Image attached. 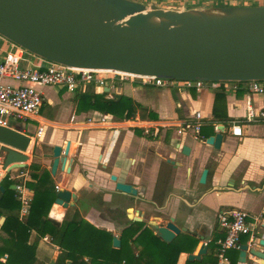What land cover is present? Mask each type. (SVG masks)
Returning <instances> with one entry per match:
<instances>
[{
  "label": "crops",
  "instance_id": "obj_1",
  "mask_svg": "<svg viewBox=\"0 0 264 264\" xmlns=\"http://www.w3.org/2000/svg\"><path fill=\"white\" fill-rule=\"evenodd\" d=\"M183 5L191 6L188 2ZM13 51L12 42L0 36V61ZM20 54H23L22 67L39 65L36 56L26 52ZM5 83L19 85L12 80H5ZM234 87L235 83H223L218 89L206 87L197 91L124 84L117 91L89 87L85 92L76 93L58 86L41 88L44 103L40 112L19 129L32 136L31 146L24 153L29 157L28 167L12 171L3 181L8 178L12 185L23 184L25 194L32 200L34 191L28 183L33 182V172L49 173L55 188L59 186L60 189L65 172L59 166L56 175H52L53 151L55 147L65 149L67 142H71L72 172L67 189L77 194L79 201L76 208L63 214L59 212L63 209L54 204L51 219L63 222L73 209L81 218L102 229L100 212L105 194L104 201L126 221L142 211L146 218L164 225L173 218L177 227L186 228L197 236H191L196 240L195 246L185 247L187 252L180 254L177 264H187L188 256L201 242L206 245L207 253L194 262L212 264L211 261L216 260L215 242L223 236L218 224L222 210L238 208L253 215H264V121H248L249 105L257 113L264 111V94L249 91L248 83ZM86 94L104 95L108 100L127 97L136 111L128 119H119L82 109L76 97ZM197 113L202 116V131L198 138L185 126ZM103 116H107L110 124L94 126L86 123L89 118L100 120ZM130 120L136 121L133 123L136 127L123 124ZM235 124L242 127L241 137L230 135ZM180 125H184L182 134L178 133ZM40 126L44 133L37 138ZM141 127H152L150 134H145ZM115 129H118L117 134ZM219 130H224L225 140L221 149L216 150L205 141ZM185 147L189 148V155L183 153ZM33 167L38 171H33ZM205 169L209 171L207 183L201 185L199 180ZM111 174L120 182L132 184L140 193L129 196L115 192ZM263 227L264 218L257 233L261 238H264ZM183 236L185 234L175 242L181 243ZM33 237H36L35 233ZM200 237H204V241ZM242 240L245 243L247 238ZM48 246L51 251L59 250L55 244ZM134 248L138 250L137 255L142 250L139 246L134 245ZM37 258L40 259L38 253ZM229 258L231 264H241L240 251H231Z\"/></svg>",
  "mask_w": 264,
  "mask_h": 264
},
{
  "label": "water",
  "instance_id": "obj_2",
  "mask_svg": "<svg viewBox=\"0 0 264 264\" xmlns=\"http://www.w3.org/2000/svg\"><path fill=\"white\" fill-rule=\"evenodd\" d=\"M0 36L48 62L75 69L114 71L135 76L176 81L247 83L264 81V6L164 5L132 0H0ZM105 91L109 92V89ZM205 142L216 150L225 140L224 130ZM32 136L15 127L0 126V144L7 146L5 177L28 167ZM71 142L53 151L52 175L59 166L65 172L55 204L76 208L79 196L67 189L72 172ZM185 155L189 148L185 147ZM173 165V161H169ZM205 169L199 183L206 185ZM118 192L137 196L133 185L111 176ZM15 191L16 186L12 185ZM6 189L0 186V200ZM144 213L136 212L135 223ZM50 221L61 226L56 219ZM6 217L0 218V231ZM148 227L166 244L182 234L171 218L165 225L152 220ZM264 228V227H263ZM204 241V237H200ZM253 247L240 248L241 264H264V238ZM118 237L113 247L121 248ZM207 253L199 243L188 261H200ZM56 252L50 264H56ZM71 264V262H69Z\"/></svg>",
  "mask_w": 264,
  "mask_h": 264
},
{
  "label": "built area",
  "instance_id": "obj_3",
  "mask_svg": "<svg viewBox=\"0 0 264 264\" xmlns=\"http://www.w3.org/2000/svg\"><path fill=\"white\" fill-rule=\"evenodd\" d=\"M143 3H156L164 5H175L173 0H132ZM190 5H196V0H185ZM200 1V0H197ZM192 2V3H191ZM185 3V2H183ZM183 3L181 5H183ZM203 5H217L206 2ZM13 44V43H12ZM15 51L10 52L7 56L0 61V126L13 127V122L26 123L32 118L36 117L44 103V94L41 88L49 86H58L66 89L69 93L85 92L89 87L94 89H109L117 91L124 84H136L143 87H156L168 89H196L200 91L206 87L221 88L223 82H203V81H176L167 80L156 77L135 76L114 71H101V70H85L75 69L48 62L39 58V65L29 68L22 67L21 61L23 54L28 53L21 47L13 44ZM5 80H12L18 82L19 85H7ZM249 91L258 94H264V81L263 82H247ZM239 83H235V89ZM75 120V116L72 117ZM202 116L197 113L195 119L186 123L185 126L192 130L198 138L202 131ZM264 121V111L255 112L249 105L248 121L254 122ZM107 116L101 117L100 120L93 118L87 119L89 125L100 126L107 124ZM136 121L130 120L123 123L130 128L136 127ZM110 124V123H108ZM184 126V125H183ZM183 126H179L178 133L181 134ZM144 129L145 134H150L152 127H141ZM116 134L118 129H115ZM44 133L43 127H38L36 137L40 138ZM242 127L238 124L233 125L230 135L233 137L242 136ZM7 146L0 144V186L5 178L4 162L6 158L5 149ZM16 193L20 201V209L18 211V218L21 222H25L30 215L32 199L25 194V186L23 184H16ZM57 191L59 186L56 187ZM264 215H253L243 209L231 208L222 210L218 215V224L223 232V236L216 240L217 246L216 260L213 264H231L229 253L231 251H240L242 245L247 244L253 247L256 241L258 229L262 224ZM247 241L243 243V238ZM43 243L52 245L50 236H45L41 239ZM57 245H55L56 247ZM58 247V246H57ZM57 249H60L59 247Z\"/></svg>",
  "mask_w": 264,
  "mask_h": 264
},
{
  "label": "trees",
  "instance_id": "obj_4",
  "mask_svg": "<svg viewBox=\"0 0 264 264\" xmlns=\"http://www.w3.org/2000/svg\"><path fill=\"white\" fill-rule=\"evenodd\" d=\"M76 100L82 109L119 119H128L136 111L131 99L124 96L108 100L104 95L86 94L77 95ZM33 171L38 169L33 167ZM31 178L33 182H29L28 187L34 191V198L25 222L18 218L20 201L17 193L10 189L12 183L8 178L2 183L6 192L0 200V218L6 217V222L0 231V264H38V246L45 236H50L52 243L60 248L58 264H69L68 261L71 264H177L180 254L187 252L185 247L195 246L196 240L192 237L186 238V242L166 244L151 231H142L138 224L130 236L123 234L121 248L116 249L113 237L81 218L78 211L69 212L59 227L50 221L58 192L49 173L33 172ZM33 233L37 239L32 242ZM132 245L142 248L138 255ZM187 264L202 262L188 261Z\"/></svg>",
  "mask_w": 264,
  "mask_h": 264
},
{
  "label": "flooded vegetation",
  "instance_id": "obj_5",
  "mask_svg": "<svg viewBox=\"0 0 264 264\" xmlns=\"http://www.w3.org/2000/svg\"><path fill=\"white\" fill-rule=\"evenodd\" d=\"M182 134V133H181ZM113 174L110 175V181H111V176ZM119 181V179H118ZM112 183L115 184V182L111 181ZM132 185V184H131ZM104 192H107V190H103ZM117 190L115 189V192ZM110 192V191H109ZM104 198H105V194L103 195L102 197V209H101V212H100V216H101V226H102V229L103 231L109 233L113 238L116 237L114 231L116 229H119L120 230V236L118 237L120 240L121 238L124 236L123 234L124 233H127L128 236L131 235V233L133 232V229H135V227H137V225L139 224L140 227H141V230L144 231V230H149L151 231L153 234L154 232L148 227L149 223L152 221V220H155V219H152V218H149L147 217L146 218V215H144V218H143V222L142 223H135L134 222V219H129L128 216L127 218L129 219L128 221H126L125 219L122 218V216L120 214L117 215L116 211L111 209L108 205L107 202L104 201ZM70 209V208H69ZM68 209V210H69ZM67 210V211H68ZM72 211L75 213L77 210H73ZM67 215V214H66ZM157 223L160 224V222L158 220H155ZM165 222V221H163ZM162 222V223H163ZM63 223V222H62ZM167 224V223H166ZM161 225H164L161 224ZM94 226V225H93ZM96 227V226H95ZM111 227V228H109ZM116 232V231H115ZM155 235V234H154ZM135 236H133L132 238H134ZM186 238H190V236H183L181 238V241L183 242H186ZM121 242H123L121 240ZM132 244V243H131ZM60 258V249H59V256L57 258V262L56 264H58V260ZM52 259V258H51ZM51 259L48 261L47 264H50L51 262ZM40 260V259H39ZM70 261H68L69 263ZM72 263V262H71ZM38 264H40V262H38Z\"/></svg>",
  "mask_w": 264,
  "mask_h": 264
},
{
  "label": "rangeland",
  "instance_id": "obj_6",
  "mask_svg": "<svg viewBox=\"0 0 264 264\" xmlns=\"http://www.w3.org/2000/svg\"><path fill=\"white\" fill-rule=\"evenodd\" d=\"M186 2L185 0H173L176 5H178L177 2ZM192 1V0H191ZM206 2H209L211 4H217L219 6H226V7H235V6H257V5H264V0H200L197 1L195 3H199L198 5H203V4H207ZM192 3V2H191ZM15 128L21 129V127L24 126V123L21 122H16L13 125ZM21 126V127H20ZM17 213V212H16ZM159 215V214H157ZM116 234H118V232H120L119 229L115 230ZM37 239V237H33L31 238V241H35ZM41 244V245H40ZM38 246V255L40 257V260L38 259V262H40V264H47L48 261L54 257L53 254H55L56 252H58L59 250H52L51 251V247L48 246L46 243L41 242ZM132 250L134 253H136L138 250L137 248H134V245L132 246ZM3 263H5V259L2 260Z\"/></svg>",
  "mask_w": 264,
  "mask_h": 264
}]
</instances>
